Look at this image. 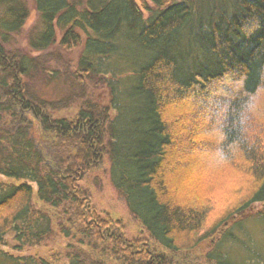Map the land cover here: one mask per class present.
I'll return each mask as SVG.
<instances>
[{
    "label": "trees",
    "instance_id": "obj_1",
    "mask_svg": "<svg viewBox=\"0 0 264 264\" xmlns=\"http://www.w3.org/2000/svg\"><path fill=\"white\" fill-rule=\"evenodd\" d=\"M152 1L153 12L140 0L146 16L134 0H33L37 25L27 48H19L14 42L30 19L29 2L0 0V244L21 252L65 239L48 255L0 248V264H160V257L162 264H203L189 260L191 253L209 239L216 246L238 241L216 235L239 211L264 207V140L243 142L232 160L251 180L248 198L212 224L211 207L178 201L187 190L169 182L179 183L177 163L192 160L183 162L187 151L176 150L175 127L188 124L200 137L216 133L220 111L243 102V93L230 96L225 74L245 77V93L264 85V0ZM57 46L78 52L77 82L107 80L108 105L86 98L74 106L42 94L46 74L60 71L45 56ZM117 58L129 64L124 75L107 64ZM236 132L229 122L230 139H240ZM174 150L180 160L168 163ZM106 157L148 239H129L82 185ZM255 255L254 264L264 263ZM224 257L215 262L235 264Z\"/></svg>",
    "mask_w": 264,
    "mask_h": 264
},
{
    "label": "rangeland",
    "instance_id": "obj_2",
    "mask_svg": "<svg viewBox=\"0 0 264 264\" xmlns=\"http://www.w3.org/2000/svg\"><path fill=\"white\" fill-rule=\"evenodd\" d=\"M28 2L31 9L30 19L23 29L22 34L16 37V41L14 42L15 46L19 48H27L29 37L31 34H33V29L37 25V12L33 4V0H28ZM49 52L51 54L47 55V57L51 60V64L54 65V67H59L60 71L58 77H52L53 79L48 78L47 76L49 75L47 73L45 80L40 82L41 88L43 90L42 94L45 97L53 100H63L66 98L67 101L70 100L71 104L86 98H90L93 102L104 106L108 105L110 101L109 88L107 85L103 84V82H106L107 80L87 79L83 84L76 81L77 78L73 75V64L76 63L78 58L77 51L66 52L57 46ZM81 102L82 101H80L77 105H79ZM69 108L74 107L70 105ZM62 112L67 113L68 111ZM139 125L140 123L136 120V123L133 126L135 127ZM191 161L176 167L175 174L171 171V174H174L175 176L178 172L176 180L179 181V183L177 182L175 185V181L173 182V179H171L170 176V186L171 188L173 185L177 188L181 187L182 190H187L185 197H179L178 201H187L189 198H194L200 201V194L202 193L201 189L203 190V187H205L207 184L211 185L213 183L209 202H206L203 200V198L201 199V201L203 200V203L205 202V204H208V207H211L208 221L210 224H212L213 221L219 218L222 214H225L231 208H234L233 205L235 204L236 200L238 201L239 198L240 200L243 199V196L238 195V193L237 196L232 195V192H230L231 190L225 188L223 184H221L224 180L231 179L232 175L236 171L231 168L223 169L224 173L221 175V183L213 179H211L210 182L205 181L206 183L204 180H202L200 183L198 180L205 170L203 167V164H206L205 159L198 160L200 163L194 162L192 166H190L189 164H191ZM111 167V162L108 159H105L103 167L88 174V176L82 182V185L91 190L93 195V205L100 212H102L101 214H109L113 219L121 222L125 228L126 236L129 239H148L149 233L145 228L144 222L142 220L143 218L134 215L130 211L127 200L124 196L120 195L115 188ZM173 171H175V169ZM239 181L241 180L238 179L237 182ZM233 200H235L234 203ZM261 205L262 204H252L250 207L244 209V211H239L237 216H232L229 219L228 225H230V227L222 231L221 234L217 233L216 235V237H219L225 234V236L230 237L232 234H235L239 238L238 241H232L229 239L228 241L222 242L221 246H216L215 244L217 242L213 239H209L204 241L201 246L190 255L189 260L194 262V259L197 258V261L203 263V257L201 253L203 252V256H205L213 246H216L213 248L217 250L223 249V251H226L230 257V260H232L235 264H245V261H248L249 264H254L255 261L254 263L249 262L250 256H254L255 253L264 255V212L259 213L261 208L264 207ZM259 214H261V216H258ZM64 243L65 239L57 237L55 240L47 244L25 247L21 252L14 250L9 245L0 244V248L11 250L16 253H37L41 255H48L53 251L58 250L57 248L59 246L62 247ZM186 263L190 264L191 262L186 261Z\"/></svg>",
    "mask_w": 264,
    "mask_h": 264
},
{
    "label": "bare ground",
    "instance_id": "obj_3",
    "mask_svg": "<svg viewBox=\"0 0 264 264\" xmlns=\"http://www.w3.org/2000/svg\"><path fill=\"white\" fill-rule=\"evenodd\" d=\"M134 1L137 4H139V6L142 9H145L144 10V12H145L144 14L146 16L149 15V11L145 8V6H143V4L140 2V0H134ZM145 2H146L145 5H148V7L150 8L151 12H153L154 9L156 10L158 8L156 6L158 4H155L154 1H152V0H145ZM173 2L174 3L175 2H180V0H170V4H172ZM92 12H94L93 9H92ZM189 12L191 14H193V15H196V16L198 15L197 10L190 11V9H189ZM190 32L191 31H189L188 29H185L183 35L184 36H186V35L190 36ZM50 54L51 53L48 52V53L45 54V56L50 55ZM134 57H136V56L134 55ZM126 58H123V59L128 61V59L130 57H126ZM112 60H113V62L107 61V64L109 66H111V67H114L119 72V74L124 75L126 73V71L128 70L129 64L127 62L123 61L122 59H119V58L112 59ZM260 86L261 85H258L257 88L260 87ZM256 89H255V91H256ZM197 123L200 126H202L201 123H199V122H197ZM183 127H184V130H183ZM183 127H182V125H180L178 127L176 126L175 127L176 131L173 132L174 139L176 140V142H177V144L179 146L178 148H176V150H179V149H183L184 150L185 149L187 152H186L185 156L183 155L184 158L183 157L182 158L184 160L182 159V161L184 162L189 157L190 159H192L191 164H189V165L192 166V164L194 162L200 163V161H198V160L205 159L206 155L214 149L215 145L212 143V137L214 136L215 133H213V132L211 133L210 132V133L207 134V136L203 134V137H200L199 133H196V132L194 133V132L191 131V126L190 125L187 124V125H185ZM236 135H237L238 138L241 139L238 130L236 132ZM175 152H177V151L174 150L173 151L174 154L172 156H169V158L167 159L168 163L175 162V161L179 162L178 160H180V159H179L178 156H176ZM105 159H109V158L106 157ZM182 161H180V162H182ZM181 165L182 164L177 163L176 167H179ZM203 167L207 171L204 170L202 175L199 177L198 182L201 183L202 180H204V182L205 181L206 182H208V181L210 182V180L213 179V180L218 181V182L221 183L222 182V176L221 175L224 173L223 169L231 168V169L235 170L236 172L232 175L231 179L224 180L221 184H223V186L225 188H228L229 190H231L230 192H232V195L237 196V193H238V195H242L243 198L247 197V195H249V193L246 192V190H247V187L250 185V181L251 180H250V178L247 179L246 174L244 172H242L240 167L237 168L236 163H234V162L232 163V161H231L228 165H226L224 167H221V168H210L208 166L206 167V164H203ZM203 167H202V169H203ZM238 179L241 180V181L237 182ZM212 185H213V183L211 185L207 184L205 187H203V190L201 189L202 193L200 194V198L201 199L203 198V200H205L206 202H209L210 192L212 190ZM201 199H200L199 202H200V205H203L205 202L203 203L202 202L203 200L201 201ZM234 201L235 200H233V203H234ZM258 216H261V214H259ZM217 220H218V218L216 219V221ZM180 243H182V242H180ZM215 250L216 251H214V256L208 258L207 257V253H206L205 256H203V264H218L215 261H217V259H219V257L228 256L227 252L223 251V249H218V250L215 249ZM191 257H194V256H191ZM224 260H230V257H224ZM257 260H259V259L257 258V255H255L253 258H250L249 262L254 263V261H257ZM158 261H159L160 264H162L161 257L158 259ZM245 262H246L245 264H249L248 261H245ZM186 264H189V263H186ZM258 264H264V263L263 262L261 263L259 261Z\"/></svg>",
    "mask_w": 264,
    "mask_h": 264
},
{
    "label": "clouds",
    "instance_id": "obj_4",
    "mask_svg": "<svg viewBox=\"0 0 264 264\" xmlns=\"http://www.w3.org/2000/svg\"><path fill=\"white\" fill-rule=\"evenodd\" d=\"M225 77L230 82V96L236 98L243 93L244 100L235 111L231 105L220 111L216 133L212 137L215 147L205 157V163L210 168L224 167L236 159L244 151L243 142L251 145L257 139L264 140V85L255 92L245 93V77L235 78L227 73ZM229 122L239 131L241 139H230Z\"/></svg>",
    "mask_w": 264,
    "mask_h": 264
}]
</instances>
